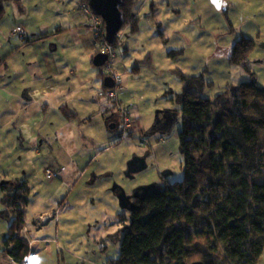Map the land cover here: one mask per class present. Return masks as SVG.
Instances as JSON below:
<instances>
[{
	"label": "rangeland",
	"instance_id": "374dc122",
	"mask_svg": "<svg viewBox=\"0 0 264 264\" xmlns=\"http://www.w3.org/2000/svg\"><path fill=\"white\" fill-rule=\"evenodd\" d=\"M80 1L7 0L0 19L4 31L0 36V65L11 62L3 53L9 46L6 40H22L13 34L15 26L20 25L32 37L68 10L75 8L85 19L78 9ZM133 9L140 17V29L137 33H131L129 26L121 29L122 39L114 46V62L123 78L122 90L130 99L125 105L132 111L135 130L126 139L120 138V129L111 132L112 142L107 143L111 150L102 156L110 161L109 187L118 183L127 192L148 184L159 188L183 179L184 158L179 149L183 117L178 114L171 123L168 119L170 109L177 107L174 93L188 88L210 98L215 107L237 93L242 82L253 80L264 88V0H136ZM243 37L255 41L247 67L229 60L234 44ZM180 72L202 75L204 85L182 79ZM8 104L3 103V107ZM22 112L20 107L13 116L18 118ZM7 115L11 116L9 106L0 114V264H10L3 252L10 218L1 203V182L13 171L23 177L26 170L33 200L28 224L35 237L53 239L34 245L36 251L29 264H108L117 258L131 211L123 209L116 197L109 202L106 193L86 186L84 179L70 192L63 208H57L49 225L34 223L31 213L42 196H49L47 185L52 181L46 177L45 167L50 162L47 153L33 152L27 162L19 149L14 150V143L19 141ZM141 140L146 144H139ZM8 152L11 160L6 159ZM135 155L145 156L147 167L129 178L125 174L127 162ZM259 264H264V253Z\"/></svg>",
	"mask_w": 264,
	"mask_h": 264
},
{
	"label": "trees",
	"instance_id": "16d2710c",
	"mask_svg": "<svg viewBox=\"0 0 264 264\" xmlns=\"http://www.w3.org/2000/svg\"><path fill=\"white\" fill-rule=\"evenodd\" d=\"M6 1L0 0V19ZM135 2L121 4L123 27L131 33L140 29ZM254 47L250 38L238 40L230 62L247 67ZM180 75L204 85L202 75ZM173 95L177 107L172 111L183 117V179L138 201L119 256L108 264H259L264 253V88L253 80L242 82L235 95L215 107L188 88ZM1 186V203L10 218L4 255L28 260L30 244L21 230L30 188L18 180Z\"/></svg>",
	"mask_w": 264,
	"mask_h": 264
},
{
	"label": "crops",
	"instance_id": "0c3cea01",
	"mask_svg": "<svg viewBox=\"0 0 264 264\" xmlns=\"http://www.w3.org/2000/svg\"><path fill=\"white\" fill-rule=\"evenodd\" d=\"M52 24L43 26L32 37L28 33L20 36V42L12 43L7 39L9 46L3 48V53L11 62L2 63L4 68L0 65V114L9 106L11 116L7 115V119L12 121L19 141V144L14 143V150L19 149L27 162L33 158V152L47 153L50 165L45 170L52 168L58 171L47 185L48 198L42 196L37 209L31 213L36 225L40 223L37 220L39 216H52L44 226L55 218L57 208H63L66 198L82 179L86 186L106 193V199L112 203L116 196L112 185L109 187L107 182L110 161L103 160L102 156L111 150L107 146L112 142L111 132L120 128L114 103L100 94L109 87L104 83L106 76L99 74L101 67L93 63L99 50L89 20L82 18L74 8L63 17L56 16ZM2 34L4 31L0 27V36ZM115 69L120 73L116 63ZM123 86L119 90V98L126 104L130 99L123 92ZM3 103L9 104L3 107ZM20 107L23 112L17 118L13 115ZM170 110L174 116V111ZM6 154L9 156L6 159L11 160V153ZM100 157L102 159L98 161ZM22 174L23 177L13 171L4 180L23 181L30 188L26 225L21 230V236L30 244V262L36 251L34 245L53 239L38 238L32 233L27 218L33 201L32 182L27 177V170Z\"/></svg>",
	"mask_w": 264,
	"mask_h": 264
},
{
	"label": "built area",
	"instance_id": "2783aa9c",
	"mask_svg": "<svg viewBox=\"0 0 264 264\" xmlns=\"http://www.w3.org/2000/svg\"><path fill=\"white\" fill-rule=\"evenodd\" d=\"M78 9L83 12L85 17L90 22V27L92 28L94 35H95V44L99 51L104 52L107 54V60L103 66V73L106 76H111L114 80V86L109 87L101 91V95L109 98L116 108V111L119 114L120 118V125L121 128H119V136L121 139L130 138L131 132L134 130V120L132 116V111L121 102V99L119 98V90L122 88L123 78L120 73H118L115 69V50H114V44L109 43L106 39V27L105 23L101 16L96 14L94 10L91 8V6L88 4V2L80 1L78 3ZM13 34L19 35V36H27L26 30L21 26H15L13 29ZM122 39V33L121 30L116 34V40ZM139 144L144 145L146 144L145 140L139 141ZM46 177L48 179L54 178L58 175V171L52 168H47L45 170ZM57 214V211L55 212V215ZM52 216H39L37 220L41 224H45L48 222V220ZM10 264H29L28 260L25 261H18L14 258H10Z\"/></svg>",
	"mask_w": 264,
	"mask_h": 264
},
{
	"label": "water",
	"instance_id": "95a60500",
	"mask_svg": "<svg viewBox=\"0 0 264 264\" xmlns=\"http://www.w3.org/2000/svg\"><path fill=\"white\" fill-rule=\"evenodd\" d=\"M88 4L94 10L96 14L102 17L106 27V39L109 43L114 44L116 41V34L122 29L125 23V16L121 10L122 0H88ZM107 60V54L99 51L93 58V63L96 67L104 66ZM106 87H113L114 80L111 76L104 78ZM236 93H234L235 95ZM178 114L174 112V116L177 120ZM147 167L145 156L135 155L127 162L125 170L126 176L134 178L135 174L144 170ZM9 180H3L2 184L8 183ZM151 185H144L140 187H148ZM140 187L133 188L132 192L129 193L123 186L118 183H114L111 187L113 193L118 199L119 205L126 210L133 211L139 207V204L133 202V198L136 196V192ZM191 264H205L203 261H194Z\"/></svg>",
	"mask_w": 264,
	"mask_h": 264
},
{
	"label": "flooded vegetation",
	"instance_id": "af4514ba",
	"mask_svg": "<svg viewBox=\"0 0 264 264\" xmlns=\"http://www.w3.org/2000/svg\"><path fill=\"white\" fill-rule=\"evenodd\" d=\"M168 119H169V123H171L175 119V116H173L172 114H169ZM156 189H157V186L155 185H151L148 187H140L139 190L136 192V196L132 199L133 202L135 204H138V201L142 202L148 195L155 192ZM131 192H132V189L129 191V193Z\"/></svg>",
	"mask_w": 264,
	"mask_h": 264
},
{
	"label": "bare ground",
	"instance_id": "6f19581e",
	"mask_svg": "<svg viewBox=\"0 0 264 264\" xmlns=\"http://www.w3.org/2000/svg\"><path fill=\"white\" fill-rule=\"evenodd\" d=\"M8 260V259H7Z\"/></svg>",
	"mask_w": 264,
	"mask_h": 264
}]
</instances>
